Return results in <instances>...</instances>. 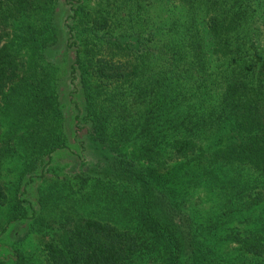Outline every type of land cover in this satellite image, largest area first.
I'll list each match as a JSON object with an SVG mask.
<instances>
[{"label": "trees", "instance_id": "trees-1", "mask_svg": "<svg viewBox=\"0 0 264 264\" xmlns=\"http://www.w3.org/2000/svg\"><path fill=\"white\" fill-rule=\"evenodd\" d=\"M18 226L37 264H264V0H0V244Z\"/></svg>", "mask_w": 264, "mask_h": 264}, {"label": "rangeland", "instance_id": "rangeland-1", "mask_svg": "<svg viewBox=\"0 0 264 264\" xmlns=\"http://www.w3.org/2000/svg\"><path fill=\"white\" fill-rule=\"evenodd\" d=\"M64 12H65V8H63L62 6L59 10V17L61 19L65 15ZM60 58H61V55L59 56L58 60H60ZM68 81L69 80L66 79L63 84L62 99H63V103L66 105V109L71 110L70 105H69L68 95H67L69 92L68 85H67ZM71 124L73 125V123ZM72 125L69 126V131L71 135H74L75 128L72 129ZM72 139H71L72 143L70 145L69 150L59 152V154H57L55 158V162L53 163L54 166L56 167L64 168L63 172H70V171L73 172L79 169V156L77 154L78 146H77V143H75ZM10 166H11L10 164L7 165L6 169L9 168ZM49 176L51 175L48 174V177ZM4 179L7 184L8 183L11 184V182L14 179H16V173L9 172L7 170V172L5 171L4 173ZM54 179L55 178L50 177L49 182L53 183L57 180V179L56 180ZM37 195H38L37 185H35L33 191L30 192L29 197L31 199L36 200L38 197ZM210 195L211 194H208L204 189H200L196 193V203L197 204L194 206V208L202 209L204 213H210V211L212 212L220 211L219 207L216 206V202L210 199ZM23 228H24L23 226L21 227L18 226L15 230H13L12 232L13 235L8 236V234H6L3 240L1 241V244H0L1 255H2L1 258L7 264H13L14 261L16 260L15 246L20 247L21 251H23L24 254L28 255L35 264H37V260L41 259L42 257L41 249H40L39 241L37 237L33 234H30L29 236L25 238L24 235L26 234ZM16 240H18L19 242H16ZM231 249H235V246H232Z\"/></svg>", "mask_w": 264, "mask_h": 264}]
</instances>
